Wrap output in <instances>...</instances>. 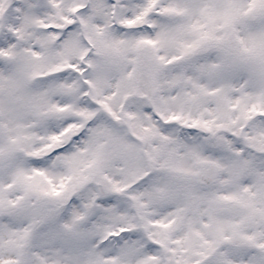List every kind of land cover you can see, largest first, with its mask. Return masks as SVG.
I'll return each instance as SVG.
<instances>
[{
    "label": "snow or ice",
    "instance_id": "snow-or-ice-1",
    "mask_svg": "<svg viewBox=\"0 0 264 264\" xmlns=\"http://www.w3.org/2000/svg\"><path fill=\"white\" fill-rule=\"evenodd\" d=\"M0 264H264V0H0Z\"/></svg>",
    "mask_w": 264,
    "mask_h": 264
}]
</instances>
